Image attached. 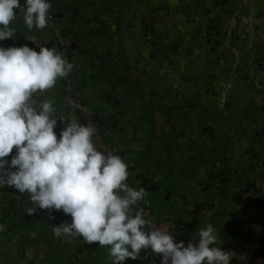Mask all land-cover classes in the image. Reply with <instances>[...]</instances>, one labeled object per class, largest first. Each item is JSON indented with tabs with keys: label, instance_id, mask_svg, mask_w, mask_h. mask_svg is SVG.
I'll list each match as a JSON object with an SVG mask.
<instances>
[{
	"label": "crops",
	"instance_id": "obj_1",
	"mask_svg": "<svg viewBox=\"0 0 264 264\" xmlns=\"http://www.w3.org/2000/svg\"><path fill=\"white\" fill-rule=\"evenodd\" d=\"M51 3L45 29H28L21 16L14 39L0 41L38 52L27 40L35 38L73 63L79 110L65 107L62 79L38 102L96 127L97 146L117 149L129 185L146 190L147 218L176 242L187 246L211 223L231 264H264V0ZM31 207L26 194L0 188V264H111L98 242L54 235L70 216ZM125 264H160V256L142 251Z\"/></svg>",
	"mask_w": 264,
	"mask_h": 264
},
{
	"label": "clouds",
	"instance_id": "obj_2",
	"mask_svg": "<svg viewBox=\"0 0 264 264\" xmlns=\"http://www.w3.org/2000/svg\"><path fill=\"white\" fill-rule=\"evenodd\" d=\"M51 8V0H0V41L14 39L12 25L21 16L28 29H45ZM27 40L39 51L0 46V188L26 194L34 206L28 214L40 209L70 216V223L53 226L54 235L98 242L111 264L136 260L142 251L159 255L160 264H231L234 253L222 249L211 223L187 246L154 226L139 207L146 190L129 185V165L118 150L97 146L93 124L57 115L50 100L38 102L37 94L53 89L74 65L56 48Z\"/></svg>",
	"mask_w": 264,
	"mask_h": 264
},
{
	"label": "built area",
	"instance_id": "obj_3",
	"mask_svg": "<svg viewBox=\"0 0 264 264\" xmlns=\"http://www.w3.org/2000/svg\"><path fill=\"white\" fill-rule=\"evenodd\" d=\"M50 15L52 20V14L50 13ZM146 38L152 44L153 50L157 53L158 58L165 60L167 57L164 54V52L161 50V44L155 32L151 30H147ZM66 58L70 62L67 56ZM62 82H63V99H64L65 107L70 112L76 113L80 108V104L77 102V100L74 97V82L71 74H69L65 78H62Z\"/></svg>",
	"mask_w": 264,
	"mask_h": 264
},
{
	"label": "trees",
	"instance_id": "obj_4",
	"mask_svg": "<svg viewBox=\"0 0 264 264\" xmlns=\"http://www.w3.org/2000/svg\"><path fill=\"white\" fill-rule=\"evenodd\" d=\"M260 247L262 248L263 252H262V258L264 259V241H260L259 242Z\"/></svg>",
	"mask_w": 264,
	"mask_h": 264
}]
</instances>
